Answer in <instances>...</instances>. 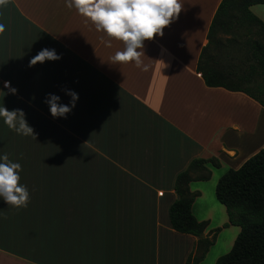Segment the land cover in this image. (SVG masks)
<instances>
[{
  "label": "crops",
  "instance_id": "0c3cea01",
  "mask_svg": "<svg viewBox=\"0 0 264 264\" xmlns=\"http://www.w3.org/2000/svg\"><path fill=\"white\" fill-rule=\"evenodd\" d=\"M220 2L180 0L163 36L140 50L147 72L114 64L123 42L106 47L65 0H7L0 8V106L21 110L33 128L20 136L0 123V154L21 164L18 183L29 192L26 207L0 200V264H185L198 238L171 228L169 208L177 175L196 159L219 166L208 163L210 179L189 184L198 193L192 215L208 223L203 236L219 228L233 245L240 229L222 228L228 217L214 188L264 147L237 145L252 132L240 105L264 109L241 92L207 87L197 73ZM250 11L264 23V5ZM43 48L61 59L29 66ZM65 89L79 99L66 119L53 118L45 97L68 104Z\"/></svg>",
  "mask_w": 264,
  "mask_h": 264
},
{
  "label": "trees",
  "instance_id": "16d2710c",
  "mask_svg": "<svg viewBox=\"0 0 264 264\" xmlns=\"http://www.w3.org/2000/svg\"><path fill=\"white\" fill-rule=\"evenodd\" d=\"M255 5H264V0H221L196 70L207 87L241 92L264 109V23L250 11ZM220 36L229 38L223 42ZM208 163L219 166L215 159L193 160L174 183L176 200L169 208L171 228L198 238L185 264H200L221 230L211 231L210 238L203 236L208 223L197 221L191 212L198 193L190 192L189 184L210 179ZM215 197L228 217L222 228L231 225L240 229L230 252L215 264H264V147L218 180Z\"/></svg>",
  "mask_w": 264,
  "mask_h": 264
},
{
  "label": "clouds",
  "instance_id": "9594fccd",
  "mask_svg": "<svg viewBox=\"0 0 264 264\" xmlns=\"http://www.w3.org/2000/svg\"><path fill=\"white\" fill-rule=\"evenodd\" d=\"M66 7L75 8L81 16L95 26L97 32L103 33L101 42L111 47L112 41L123 42V51L112 56L114 64L135 63L137 67L147 72L148 65H143L140 50L145 41H151L156 36H163V30L170 25L181 11L180 0H65ZM7 0H0V8L6 7ZM6 31V25L0 22V34ZM61 56L55 49H41L29 62V66L45 61H56ZM4 88L15 94L17 89L11 87L9 81L4 82ZM2 91V90H0ZM4 92V91H3ZM71 99L68 104L61 102V97L49 93L44 103L47 104L53 118H67L75 108L78 94L70 89L64 90ZM0 123L17 135L30 136L33 128L27 123L21 110H8L4 104L0 106ZM21 164L9 159V155L0 154V200L15 208L26 207L29 192L20 181Z\"/></svg>",
  "mask_w": 264,
  "mask_h": 264
},
{
  "label": "rangeland",
  "instance_id": "374dc122",
  "mask_svg": "<svg viewBox=\"0 0 264 264\" xmlns=\"http://www.w3.org/2000/svg\"><path fill=\"white\" fill-rule=\"evenodd\" d=\"M258 15L264 16V12H262L261 15L260 14H258ZM220 38L224 42L229 37L220 36ZM233 58H235V57L232 56V59ZM233 61H235V60H233ZM224 63H227V62H224ZM228 64H230V63H228ZM239 108H240V111H238V113H240L241 117H243L244 120L243 119L242 120L244 122H246L247 124L250 123L244 117L252 118V120H251L252 121L251 122L252 132L246 133L242 137H239V138L237 137V145L238 146L242 145L244 150L248 149V150L253 151L254 149L257 148V146H259L264 141V114H263V112H261V109H257L253 105H247V106H244L243 108L240 105ZM253 134L256 135V137H254L255 140L253 139L254 141L251 139V136ZM206 192L208 195L210 194L209 189L206 190ZM213 200H214V202L218 203L214 194H213ZM209 202H210V200H207L206 203H202V204L209 205ZM202 204H200L199 206H201ZM217 220H218V214L215 212L214 219H213V221H214L213 225L216 223ZM210 237H211V235H209V238ZM229 238L230 237H229L227 231H221L220 234H217V236L215 238V244L210 248L209 253L207 254V256L205 257V259L203 260V262L201 264H215L216 260L219 257L228 254L232 248V245H229Z\"/></svg>",
  "mask_w": 264,
  "mask_h": 264
}]
</instances>
